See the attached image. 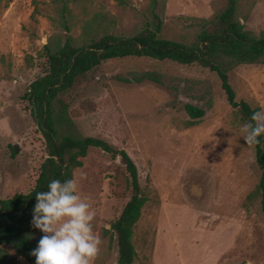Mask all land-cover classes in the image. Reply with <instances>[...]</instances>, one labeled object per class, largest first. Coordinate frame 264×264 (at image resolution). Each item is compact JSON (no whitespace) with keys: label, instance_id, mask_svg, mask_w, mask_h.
<instances>
[{"label":"rangeland","instance_id":"374dc122","mask_svg":"<svg viewBox=\"0 0 264 264\" xmlns=\"http://www.w3.org/2000/svg\"><path fill=\"white\" fill-rule=\"evenodd\" d=\"M78 0L70 5L69 35L79 42L85 21L95 15L112 21L114 35L139 33L152 17L150 0ZM225 0H161L159 35L191 44L203 20ZM237 17L246 30L264 29V0H238ZM66 37L53 0L0 1V199L35 187L46 147L22 99L48 65L43 46ZM235 99L264 109V64H228ZM132 72H153L151 80L126 83ZM74 135L102 139L125 150L138 171L147 200L133 228L134 264H264V216L253 194L260 179L253 145L241 137L215 72L198 63L123 58L101 63L61 95ZM186 104L204 109L187 124ZM19 150L15 152L13 145ZM264 153V142L262 145ZM80 195L95 212L101 244L93 264H117L112 223L132 195L119 157L89 149L73 171ZM15 264H30L3 246Z\"/></svg>","mask_w":264,"mask_h":264},{"label":"trees","instance_id":"16d2710c","mask_svg":"<svg viewBox=\"0 0 264 264\" xmlns=\"http://www.w3.org/2000/svg\"><path fill=\"white\" fill-rule=\"evenodd\" d=\"M77 1L53 0L58 21L66 37L62 44L48 42L43 46L48 70L32 81L22 96L44 139L46 157L40 165L35 187L31 192L0 199V264H15L14 258L4 250V245L30 264H35V257L30 253L43 235L39 229L31 226L36 192L46 191L48 183L53 179L63 181L73 178V171L82 166V159L91 148H98L112 158L119 157L129 175L132 195L119 217L112 223L111 230L116 236V263L134 264L136 251L132 243L133 228L147 200L141 192L137 167L125 150L117 149L99 138L74 135L67 106L60 99L81 77L101 63L123 58L171 61L180 65L198 63L216 73L228 105L237 110L242 124L249 122L254 111L261 110L260 106L253 107L243 100L235 99V91L229 83L228 69L220 60L227 58L229 65L264 64V29L258 34L246 30L237 17L238 0H225L223 9L212 18L203 20L201 30L191 44L159 35L162 21L157 9L161 0H150L148 11L152 20L139 33L132 36L109 33L106 29L112 21L106 16L95 15L85 21L82 36L75 43L76 40L69 35V21L70 5ZM114 1L120 6L129 5L127 0ZM144 80L161 84L160 78L153 72H132L130 79H119L126 83H140ZM184 110L189 117V126L196 125V121L205 113L204 109L189 104L184 106ZM260 140V144L253 145L255 161L260 171V179L253 194L260 199L264 216V136Z\"/></svg>","mask_w":264,"mask_h":264},{"label":"clouds","instance_id":"9594fccd","mask_svg":"<svg viewBox=\"0 0 264 264\" xmlns=\"http://www.w3.org/2000/svg\"><path fill=\"white\" fill-rule=\"evenodd\" d=\"M241 133L247 145L261 143L264 109L252 113ZM35 199L31 226L43 233L30 253L35 264H93L101 240L94 231L95 212L80 195L78 180L53 179Z\"/></svg>","mask_w":264,"mask_h":264},{"label":"water","instance_id":"95a60500","mask_svg":"<svg viewBox=\"0 0 264 264\" xmlns=\"http://www.w3.org/2000/svg\"><path fill=\"white\" fill-rule=\"evenodd\" d=\"M13 150H14L15 152H17V151L19 150V148H18V145H17V144H14V145H13Z\"/></svg>","mask_w":264,"mask_h":264}]
</instances>
